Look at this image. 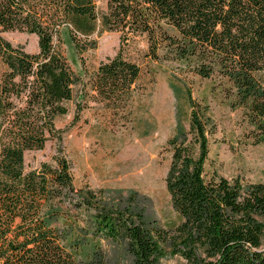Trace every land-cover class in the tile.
<instances>
[{
  "label": "trees",
  "instance_id": "trees-1",
  "mask_svg": "<svg viewBox=\"0 0 264 264\" xmlns=\"http://www.w3.org/2000/svg\"><path fill=\"white\" fill-rule=\"evenodd\" d=\"M97 23L118 34V52L82 88L107 112L128 122L141 70L123 53L137 38L146 59L173 65L182 78L169 83L176 96L174 81L182 83L190 109L188 130L177 124L166 142L165 189L178 217L172 229L141 211L131 193L105 204L77 191L63 155L24 172L26 152L60 140L54 122L80 82L56 42L66 34L80 57L95 49ZM7 32L35 36L38 52L12 47ZM0 69V264H108L102 240L124 243L132 264L176 255L185 264H264V184L209 169L214 123L185 84L189 75L209 81L211 93L240 112L251 144L264 145V0H106L105 11L94 0H0Z\"/></svg>",
  "mask_w": 264,
  "mask_h": 264
},
{
  "label": "rangeland",
  "instance_id": "rangeland-1",
  "mask_svg": "<svg viewBox=\"0 0 264 264\" xmlns=\"http://www.w3.org/2000/svg\"><path fill=\"white\" fill-rule=\"evenodd\" d=\"M99 11H105L106 0H94ZM2 37L12 47H21L36 54L37 39L33 35L7 32ZM96 42L94 50L75 53L66 34L56 45L66 58L79 83L72 88V100L65 104L67 114L55 120L60 140H50L42 150L24 154V172L36 171L50 164L56 155L70 163L73 185L77 191L91 192L105 204L124 203L129 193L136 196L140 210L155 219L162 229H172L178 217L171 207L165 189V177L170 163L166 142L176 134L177 124L188 130L189 106L181 84L174 81L177 96L169 88L173 65L158 64L144 57L146 43L137 38L123 57L140 67L137 93L130 107L128 122L122 115H112L90 99L86 85L89 75L98 65L115 57L118 34L100 31L99 24L90 36ZM3 69H0V82ZM194 101L206 105L214 123L209 139V169L218 175L242 184H264V145H252L245 136L239 111H231L218 91L211 93V83L193 76L185 79ZM80 104L75 122L76 105ZM79 212H84L83 210ZM264 227V217L260 219ZM108 264H132L124 243L102 240ZM264 246V229L262 234ZM159 264H185L176 255L159 260Z\"/></svg>",
  "mask_w": 264,
  "mask_h": 264
}]
</instances>
